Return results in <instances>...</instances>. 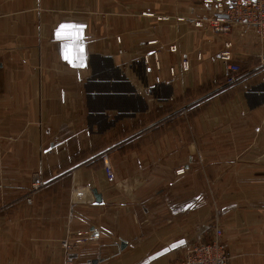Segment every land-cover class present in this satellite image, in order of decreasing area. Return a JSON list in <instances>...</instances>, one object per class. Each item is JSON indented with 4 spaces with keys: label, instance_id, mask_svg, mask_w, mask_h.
<instances>
[{
    "label": "crops",
    "instance_id": "1",
    "mask_svg": "<svg viewBox=\"0 0 264 264\" xmlns=\"http://www.w3.org/2000/svg\"><path fill=\"white\" fill-rule=\"evenodd\" d=\"M208 12L203 0H0V264H182L216 226L227 264H264L259 43L240 26L226 37L241 66L229 82L224 36L193 22ZM83 229L99 238L67 251Z\"/></svg>",
    "mask_w": 264,
    "mask_h": 264
},
{
    "label": "built area",
    "instance_id": "2",
    "mask_svg": "<svg viewBox=\"0 0 264 264\" xmlns=\"http://www.w3.org/2000/svg\"><path fill=\"white\" fill-rule=\"evenodd\" d=\"M203 4L208 7L209 12L203 17L194 19V25L200 28H208L215 34L224 36L223 48L219 53V58L226 63L229 71L228 81L233 83L239 81L238 74L241 72V66L235 60L234 47L235 42L226 38L232 34L235 26L250 29L258 39L259 51L256 58L259 66L255 72H264V0H203ZM178 20H185L179 17ZM121 41V37H117ZM154 42V41H152ZM170 52H177V44L169 47ZM156 68L160 69V60L158 52L153 53ZM201 58V54H199ZM145 61L149 62V55H145ZM182 68L189 70L190 63L188 60L182 62ZM170 73L175 76V67L170 68ZM161 77L157 76L156 81L160 82ZM105 171L109 178H113V168L110 164L108 154H103ZM185 168L177 170V174H183ZM43 183L36 181L32 185V192L38 191ZM223 229L220 226L214 228L213 239L210 242H201L190 246L186 251L182 264H227L229 256L222 242ZM98 233L90 229L78 230L70 239L63 243L67 251H75L81 245L88 243L90 240L98 239Z\"/></svg>",
    "mask_w": 264,
    "mask_h": 264
},
{
    "label": "snow or ice",
    "instance_id": "3",
    "mask_svg": "<svg viewBox=\"0 0 264 264\" xmlns=\"http://www.w3.org/2000/svg\"><path fill=\"white\" fill-rule=\"evenodd\" d=\"M83 26H77V25H61L60 30H58V36L61 35L62 33H64L66 30L69 33H75V37L76 39H82V37L80 36V32L82 31ZM67 58V57H66Z\"/></svg>",
    "mask_w": 264,
    "mask_h": 264
},
{
    "label": "water",
    "instance_id": "4",
    "mask_svg": "<svg viewBox=\"0 0 264 264\" xmlns=\"http://www.w3.org/2000/svg\"><path fill=\"white\" fill-rule=\"evenodd\" d=\"M97 196V201H101V196L99 194H96Z\"/></svg>",
    "mask_w": 264,
    "mask_h": 264
}]
</instances>
